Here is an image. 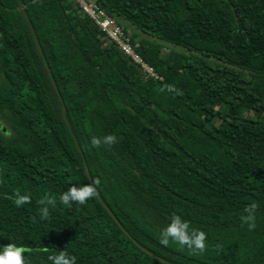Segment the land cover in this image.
Here are the masks:
<instances>
[{
  "label": "trees",
  "instance_id": "1",
  "mask_svg": "<svg viewBox=\"0 0 264 264\" xmlns=\"http://www.w3.org/2000/svg\"><path fill=\"white\" fill-rule=\"evenodd\" d=\"M86 1L161 79L74 0H0V114L14 133H0V251L29 247L32 264L62 250L77 264H264V0ZM107 135L117 143L91 145ZM84 164L100 184L68 208L59 196L90 184ZM16 190L31 203L17 208ZM46 192L57 206L41 220ZM173 214L207 234L204 253L160 244Z\"/></svg>",
  "mask_w": 264,
  "mask_h": 264
},
{
  "label": "clouds",
  "instance_id": "2",
  "mask_svg": "<svg viewBox=\"0 0 264 264\" xmlns=\"http://www.w3.org/2000/svg\"><path fill=\"white\" fill-rule=\"evenodd\" d=\"M169 91L182 95L173 86H167ZM163 91V89H160ZM91 145L93 147H100L102 144L113 145L117 143V137L115 135H107L103 138L93 136L91 138ZM100 184L99 179L92 181V184H84L79 187L73 185L69 187L67 191H64L59 196V202L64 206L71 208L73 203L83 205L88 200L93 199L97 192V186ZM9 200L17 207H23L25 204L31 203L30 194H21L19 190H16L12 196L8 197ZM39 207V215L41 220H49L51 218V208L57 206V198L51 193L46 192L42 198L37 201ZM259 205L253 201L245 206L243 213L240 216L242 226L247 225L249 231H253L256 228V211ZM35 221V217L32 218ZM171 222L160 232V244L167 247L170 242L179 244L182 247H186L193 254H202L207 250V234L196 228H191L189 222L181 219L180 216L173 214L171 216ZM219 247V245H217ZM32 249L25 246H17L14 243H9L3 247L0 251V264H32L31 259L25 257V253H30ZM47 251V248L44 249ZM47 260L51 264H77L76 257L70 255L67 251H59L58 254L49 255Z\"/></svg>",
  "mask_w": 264,
  "mask_h": 264
},
{
  "label": "built area",
  "instance_id": "3",
  "mask_svg": "<svg viewBox=\"0 0 264 264\" xmlns=\"http://www.w3.org/2000/svg\"><path fill=\"white\" fill-rule=\"evenodd\" d=\"M74 1L78 3L82 12L86 14L125 55L130 57L134 63L139 64L148 75L155 79H161L150 66L144 63L140 57L133 52L129 38L123 34L121 27L109 18L103 10L95 3L87 2L86 0Z\"/></svg>",
  "mask_w": 264,
  "mask_h": 264
},
{
  "label": "rangeland",
  "instance_id": "4",
  "mask_svg": "<svg viewBox=\"0 0 264 264\" xmlns=\"http://www.w3.org/2000/svg\"><path fill=\"white\" fill-rule=\"evenodd\" d=\"M158 43H161V44H166L164 43L163 41H157ZM168 50H173L175 49L174 47L172 46H169V45H164ZM244 115H250L249 113H244ZM251 118L253 119H257V117L253 114H251ZM260 120H263V119H260ZM0 133L5 137V138H12L14 136V133L10 127V122L7 118V115L4 114H0Z\"/></svg>",
  "mask_w": 264,
  "mask_h": 264
},
{
  "label": "water",
  "instance_id": "5",
  "mask_svg": "<svg viewBox=\"0 0 264 264\" xmlns=\"http://www.w3.org/2000/svg\"><path fill=\"white\" fill-rule=\"evenodd\" d=\"M20 7H21V9H22V6H21V5H20ZM62 114H63L64 120H65V122H66V125L68 126L67 120H66L65 115H64V111H62ZM76 146H77V144H76ZM78 150H79V148H78ZM79 151H80V150H79ZM84 168H85V171H86V174H87L88 181H89L90 184H92L91 179H90V177H89V174H88V172H87V168H86V165H85V164H84Z\"/></svg>",
  "mask_w": 264,
  "mask_h": 264
}]
</instances>
